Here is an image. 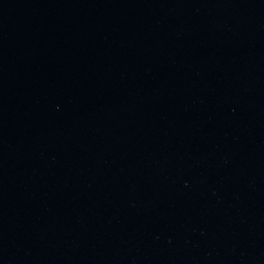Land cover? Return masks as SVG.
<instances>
[{
    "label": "water",
    "instance_id": "95a60500",
    "mask_svg": "<svg viewBox=\"0 0 264 264\" xmlns=\"http://www.w3.org/2000/svg\"><path fill=\"white\" fill-rule=\"evenodd\" d=\"M0 264H264V0H0Z\"/></svg>",
    "mask_w": 264,
    "mask_h": 264
}]
</instances>
